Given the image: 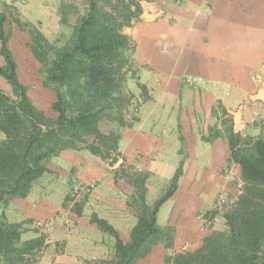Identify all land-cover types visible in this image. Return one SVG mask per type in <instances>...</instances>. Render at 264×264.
Instances as JSON below:
<instances>
[{
    "label": "crops",
    "instance_id": "obj_1",
    "mask_svg": "<svg viewBox=\"0 0 264 264\" xmlns=\"http://www.w3.org/2000/svg\"><path fill=\"white\" fill-rule=\"evenodd\" d=\"M61 1L0 0V12L7 15L3 28L9 32L7 46L18 79L46 114L52 113L55 94L42 86L39 63L28 47L29 34L11 16L33 25L51 40L64 27ZM129 33L138 72L146 76L139 82L146 85L150 99L142 104L139 119L121 130L118 151L138 169L150 171L154 182L159 181L152 191L151 176L147 178V203L162 192L181 162L177 187L161 204L156 218L160 227H174L172 249L192 251L215 229L211 221L200 222L202 214L211 211L218 193L232 190L233 175L241 180L239 165L230 160L226 137L219 132L208 140V130L219 126L223 113L231 117L233 130L242 137L264 139V0L143 1L142 13ZM143 44L149 52L146 57L140 55ZM0 89L10 92L1 77ZM3 138L0 132V141ZM87 176L97 179L100 173L92 171ZM24 199L10 201L5 208L7 218L15 203ZM122 205L115 212L119 215L117 225H113L114 219L102 217L123 241H129L136 219L127 220ZM215 214L211 213L213 219ZM165 251L158 242L134 264H165Z\"/></svg>",
    "mask_w": 264,
    "mask_h": 264
},
{
    "label": "trees",
    "instance_id": "obj_2",
    "mask_svg": "<svg viewBox=\"0 0 264 264\" xmlns=\"http://www.w3.org/2000/svg\"><path fill=\"white\" fill-rule=\"evenodd\" d=\"M83 1V12L74 4H60L62 24L69 16L75 17L70 36L61 45L11 16L29 34L28 47L39 63L42 86L55 94L50 105L52 116L33 103L27 87L18 79L16 62L7 46L9 32L3 28L7 15L0 12V55L4 59L0 77L10 86L9 93L0 89V132L4 135L0 141V264H31L30 258L47 245L42 233L22 240V222H9L5 208L14 198L29 195L37 180L49 171L47 164L52 158L63 150L82 148L113 163L117 157L112 153L120 155V134L112 131L103 135L96 121L110 119L127 125L123 110L136 98L125 90L133 65L127 52L135 44L124 28L139 18L142 0ZM137 85L140 99H148L146 85ZM225 137L230 160L239 165L243 181L241 192L223 213L226 228L204 236L195 250L165 255L166 263L264 264V139L243 138L231 126ZM181 172L180 162L167 187L151 203L146 202L148 172L133 170L125 174L132 187L129 205L136 210V221L129 241H123L105 218L96 212L90 214V223L113 238V256L98 264H134L164 238L167 247L172 246L173 229L161 228L156 214L175 191ZM84 203L75 202L71 211L81 215Z\"/></svg>",
    "mask_w": 264,
    "mask_h": 264
},
{
    "label": "rangeland",
    "instance_id": "obj_3",
    "mask_svg": "<svg viewBox=\"0 0 264 264\" xmlns=\"http://www.w3.org/2000/svg\"><path fill=\"white\" fill-rule=\"evenodd\" d=\"M143 1L148 0H142L141 6ZM62 3L65 5L74 4L79 12H83L85 9L84 2L62 0L60 4ZM67 9L72 12V7ZM74 18V15L69 16L63 29L50 41L57 45L65 43L70 36ZM138 19L134 20L129 27L124 28V32L129 36L130 28ZM134 53L135 47L127 52L133 65L131 72L127 74L125 90L136 97L132 98L123 110L127 125L121 126L110 119H98L96 121L97 126L103 135H108L112 131L121 134L124 127L132 125L139 119L142 104L150 99L141 100L139 97L140 89L137 83L146 76L140 75L138 72L139 66L134 61ZM148 54V49L143 44L140 55L146 57ZM51 114L47 113L49 116L53 115ZM230 126L233 129L231 117L222 113L220 114L219 126L210 128L207 137L214 136L216 132H221L225 136V132ZM248 137L253 138L251 136H244L243 138ZM89 140L92 141L93 137H90ZM67 151L60 156L61 151L58 156L48 162L49 171L35 183L29 195L24 200L19 201L22 204L15 203L10 212L11 217L7 218L9 222L15 220H18L15 222H22V240L37 236L39 233L45 234L47 245L30 258L31 264H98L100 260H109L113 256V238L100 231L95 224L90 223V214L95 211L101 217L107 216L108 219L110 217V219H114L115 224L113 225H117L119 215L115 212L117 207L119 208V204H123L122 206L127 212V220H131L132 217L136 219V210L129 205L132 187L125 174L133 170H144L138 169L136 163L126 156L123 157L122 153H120L121 156L112 153V157H117V161L113 163L111 159H102L85 148ZM92 171L94 173L99 172V178H88V172ZM148 174L149 179L152 174L150 171ZM151 181L153 183H150ZM104 182L111 185L106 186ZM150 182L152 191L158 188L157 183L159 181H155V183L152 176ZM167 185L168 183L165 188ZM242 186V179L240 180V177L237 178L236 175H233L231 179L232 190L230 189L227 193L225 191L218 193L211 211L204 212L200 222L209 224L211 221L215 227L214 230H225L223 213L230 209L241 192ZM160 194L161 192L156 197ZM82 200H85V203L81 215L78 216L71 211V207L75 202ZM212 212L216 213L215 219L211 215ZM123 224L129 225L128 221ZM168 227L173 229L174 240V227L164 226L163 228ZM160 242L166 249L165 255H172L177 252L172 249L173 244L167 247L165 238ZM165 264L172 263L165 262Z\"/></svg>",
    "mask_w": 264,
    "mask_h": 264
},
{
    "label": "built area",
    "instance_id": "obj_4",
    "mask_svg": "<svg viewBox=\"0 0 264 264\" xmlns=\"http://www.w3.org/2000/svg\"><path fill=\"white\" fill-rule=\"evenodd\" d=\"M187 81H189V82H190V79L188 78V79H187Z\"/></svg>",
    "mask_w": 264,
    "mask_h": 264
}]
</instances>
